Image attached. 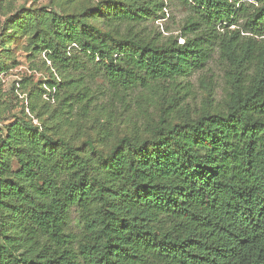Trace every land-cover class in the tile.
Segmentation results:
<instances>
[{"label":"trees","instance_id":"1","mask_svg":"<svg viewBox=\"0 0 264 264\" xmlns=\"http://www.w3.org/2000/svg\"><path fill=\"white\" fill-rule=\"evenodd\" d=\"M172 1L59 13L0 0L6 34L27 37L60 77L30 93L58 102L53 125L23 109L0 138V264H264V0H177L180 34L163 37L149 24ZM215 53L228 88L199 117L175 98L149 136L134 132L107 152L63 136L94 103L89 87L79 91L83 75L102 79L115 101L176 88Z\"/></svg>","mask_w":264,"mask_h":264},{"label":"rangeland","instance_id":"2","mask_svg":"<svg viewBox=\"0 0 264 264\" xmlns=\"http://www.w3.org/2000/svg\"><path fill=\"white\" fill-rule=\"evenodd\" d=\"M12 1L17 9L47 6L60 13L68 8L70 11L92 8L105 0ZM185 16L180 2L174 0L169 3L165 18L150 23L149 28L163 37L177 36ZM5 20L0 13V50L3 47L8 50V54L3 55L7 70L0 75V138L5 135L6 126L11 124L15 117H23V109L35 125L45 124L50 127L53 125L52 113L59 107L58 102L48 94L42 97L30 96L33 87L52 79V74L57 79L60 77L51 69V63L45 62V54L30 52L27 37L6 34L3 30ZM183 42L184 39L181 38L179 43ZM229 70V66L222 63L219 54L215 53L203 70L179 78L180 85L176 88L166 83L148 90H137L126 98L115 101L110 98L109 86L102 79L85 74L79 91L82 87H89L94 103L85 114L77 110L71 124L63 128V136L83 152L90 154L87 145L90 141L94 142L96 150L107 152L123 137L133 135L134 132H139L144 137L149 136L152 127L160 118L162 109L175 98L180 108L188 110L193 117H199L223 99V93L228 88ZM23 81H26V87L21 85ZM31 104L36 109L33 116L28 108ZM106 135L108 137H105ZM77 222L78 214L74 210L71 216L74 231L78 230Z\"/></svg>","mask_w":264,"mask_h":264}]
</instances>
